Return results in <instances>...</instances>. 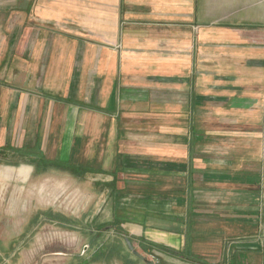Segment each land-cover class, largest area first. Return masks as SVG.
<instances>
[{"label": "crops", "instance_id": "0c3cea01", "mask_svg": "<svg viewBox=\"0 0 264 264\" xmlns=\"http://www.w3.org/2000/svg\"><path fill=\"white\" fill-rule=\"evenodd\" d=\"M58 2L69 27L0 61V264L99 211L161 264H264V0ZM49 170L98 210L41 205Z\"/></svg>", "mask_w": 264, "mask_h": 264}, {"label": "rangeland", "instance_id": "374dc122", "mask_svg": "<svg viewBox=\"0 0 264 264\" xmlns=\"http://www.w3.org/2000/svg\"><path fill=\"white\" fill-rule=\"evenodd\" d=\"M58 1L60 0H0V61L6 58L9 64L12 60L14 68L10 67L11 76H18L17 62L21 59L19 54L31 53L34 41H42L49 38L52 33L69 27L65 19L56 22L40 15V11L50 3H54L58 8L62 4ZM20 159L22 160L21 154ZM38 170H43V167ZM81 177L76 175L71 177L65 173H53L49 170L43 174L33 175V178L27 181V188L30 184L41 183L42 189L37 195L41 205L52 202L58 212L69 211L70 216L77 219L83 214L87 215L89 209L92 212L98 210L101 203V200L98 202L97 186L91 185L94 178L85 180ZM15 183L11 181L10 193ZM0 184V203L3 202L2 199H5L6 203L11 202L13 195L7 191V186L4 189L5 193L1 194L2 180ZM7 192L9 195H5ZM29 192L33 193L32 188ZM106 192V206H108L110 203L108 199L111 198L108 191ZM27 196L31 198L30 195ZM99 212V215L87 225L74 222L75 225L66 221L55 224L58 227L54 224L50 226L46 224L41 230L53 232L49 237L40 236L37 239L38 244L32 243L27 248L26 254L29 256L21 253L18 258L5 264H148L146 261L161 264L160 255L157 253L151 254L137 248V252L143 256V259H140L130 252L125 245L124 237L118 233L113 219L107 212Z\"/></svg>", "mask_w": 264, "mask_h": 264}, {"label": "water", "instance_id": "95a60500", "mask_svg": "<svg viewBox=\"0 0 264 264\" xmlns=\"http://www.w3.org/2000/svg\"><path fill=\"white\" fill-rule=\"evenodd\" d=\"M125 244L127 248L138 258L143 259V256L137 252V250L131 244V241L128 238H125ZM148 264H152V262L146 261Z\"/></svg>", "mask_w": 264, "mask_h": 264}, {"label": "trees", "instance_id": "16d2710c", "mask_svg": "<svg viewBox=\"0 0 264 264\" xmlns=\"http://www.w3.org/2000/svg\"><path fill=\"white\" fill-rule=\"evenodd\" d=\"M36 163V165H37V167H40V166H45V165H50L51 163L50 162H47V161H45V160H42L41 162H35ZM55 218H58V217H55ZM55 218H53V219H55ZM57 221L59 222V223H63V220L62 219H60V218H58L57 219ZM119 229V228H118ZM120 230V229H119ZM121 231V230H120ZM95 253V252H94ZM109 255V254H108ZM107 255V256H108Z\"/></svg>", "mask_w": 264, "mask_h": 264}]
</instances>
